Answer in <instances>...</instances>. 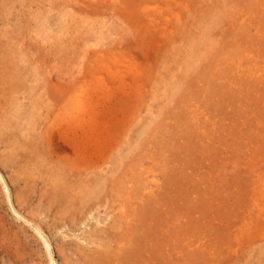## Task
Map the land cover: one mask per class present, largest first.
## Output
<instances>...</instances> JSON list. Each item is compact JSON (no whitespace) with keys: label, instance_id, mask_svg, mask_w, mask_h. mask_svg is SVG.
Wrapping results in <instances>:
<instances>
[{"label":"rangeland","instance_id":"obj_1","mask_svg":"<svg viewBox=\"0 0 264 264\" xmlns=\"http://www.w3.org/2000/svg\"><path fill=\"white\" fill-rule=\"evenodd\" d=\"M120 263L264 264V0H0V264Z\"/></svg>","mask_w":264,"mask_h":264},{"label":"bare ground","instance_id":"obj_2","mask_svg":"<svg viewBox=\"0 0 264 264\" xmlns=\"http://www.w3.org/2000/svg\"><path fill=\"white\" fill-rule=\"evenodd\" d=\"M98 64H99V63H98ZM79 105H80V104H79ZM60 106H61V105H60ZM57 107H58V106H57ZM75 111H77V110H75ZM46 118H47V117H46ZM32 120H33V119H32ZM42 120H43V119H42ZM90 162H91V161H90ZM61 165H62V164H61ZM76 167H77V166H76ZM63 168H65V167H63ZM67 168H68V167H67ZM58 170H60V169H58ZM67 170H68V169H67ZM61 171H62V174H65V173H63V171H64L63 169H61ZM84 171H85V170H84ZM90 171H91V170H90ZM52 172H54V171H52ZM56 172H57V171H56ZM56 172H54V173H56ZM66 172H67V171H66ZM92 172H93V171H92ZM69 173H70V172H69ZM87 173H88V172H87ZM57 174H58V172H57ZM54 175H55V174H53V178L55 177ZM70 175H72V173H71ZM74 175H75V174H74ZM58 176H59V177H58ZM58 176H57L56 178H59V180H62V178L66 177V174L63 175V176H64V177H63L62 175H60V172H59V175H58ZM67 177H69L68 174H67ZM74 177H76V176H73V178H74ZM69 178H70V177H69ZM65 179H66V178H65ZM59 180L56 179V180H55L56 183H57ZM68 180H70V179H68ZM74 180H75V179H74ZM74 180H73V181H74ZM91 180H92V179H91ZM63 181H64V179H63ZM66 181H67V180H66ZM73 181H72V183H73ZM59 182H60V181H59ZM61 182H62V181H61ZM68 182L70 183L71 181H68ZM75 182H76V180H75ZM77 182H78V181H77ZM56 183H55V184H56ZM62 183H63V182H62ZM65 183H66V182H65ZM86 183H87V182H86ZM91 183H92V182H91ZM93 183H94V182H93ZM66 184H67V183H66ZM66 184H65V185H66ZM73 184H76V183H73ZM104 184H105V183H104ZM59 185H60V184H59ZM63 185H64V184H63ZM69 185L71 186L72 184L70 183ZM89 185H91V184H89ZM55 186L58 187L57 185H55ZM66 186H67V185H66ZM73 186L75 187V185H73ZM62 187H63V186H62ZM62 187H58V188H62ZM82 187H83V186H82ZM68 188H69V187H68ZM68 188H67V189H68ZM78 188H79V187H78ZM72 189H74V188H72ZM62 190H63V189H62ZM69 190H70V188H69ZM75 190H76V189H75ZM75 190H74V191H75ZM71 191H72V190H71ZM74 191H73V192H74ZM93 192H94V191H93ZM60 193H61V192H60ZM80 193H81V192H80ZM92 194H93V193H92ZM79 195H80V194H78L77 196L79 197ZM68 196H70V195H68ZM81 196H82V195H81ZM81 196H80V199H81L82 201H83V200L85 201V199H82L83 197L81 198ZM71 197H72V196H71ZM75 197H76V196H75ZM75 197H74V198H75ZM65 198H66V197H65ZM99 198H100V197H99ZM66 199H67V200H68V199H71V200H72L73 198H68V197H67ZM80 199H79V200H80ZM71 200H70V202H71ZM79 200H78V198H77V202H79ZM81 200H80V201H81ZM86 201H87V200H86ZM70 202H68V203H70ZM80 203H81V202H80ZM82 203H83V207H85L84 202H82ZM82 203H81V205H82ZM67 205H68V204H67ZM70 205H72V204L70 203ZM70 205H69V206H70ZM67 207H68V206H67ZM71 207H72V206H71ZM81 207H82V206H81ZM149 215H150V214H149ZM149 215H148V216H149ZM156 221H157V220H156ZM141 222H142V221H141ZM147 222H148V221H147ZM151 222H152V221H151ZM129 223H130V222H129ZM153 223L155 224V222H153ZM146 224H148V223H146ZM154 224H153V225H154ZM133 225H134V224H133ZM144 225H145V224H144ZM156 225H157V224H156ZM154 226H155V225H154ZM151 227H153V226L151 225ZM147 228H148V227H147ZM131 230H132V229H131ZM148 230H149V228H148ZM117 232H118V231H117ZM119 232H120V231H119ZM93 234H94V233H93ZM122 234H123V233H122ZM106 235H107V234H106ZM109 235H110V233H109ZM132 235H134V234H132ZM111 236H112V235H111ZM116 236H117V235H115V237H116ZM120 236H121V235H120ZM153 236H154V235H153ZM112 237H113V238L110 237L109 239H114V236H112ZM131 237H132V236H131ZM154 237H155V236H154ZM118 239H119V237H118ZM118 239H117V240H118ZM121 239H122V238H121ZM137 239H138V238H137ZM166 239H167V238H166ZM114 240H115V239H114ZM117 240H116V241H117ZM106 241H107V240H106ZM109 241H110V240H109ZM139 241H140V240H139ZM134 243H135V242H134ZM136 243H137V242H136ZM124 245H125V244H124ZM124 245H123V248H124ZM144 245H145V244H144ZM144 245H143V246H144ZM146 245H147V244H146ZM105 246H106V244H105ZM110 246H111V244H110ZM149 246H151V245H149ZM121 247H122V246H121ZM140 247H141V245H140ZM154 247H155V246H154ZM117 248H118V247H117ZM142 248H143V247H142ZM146 248H150V247H146ZM154 249H155V248H154ZM100 250H101V249H100ZM105 250H106V247H105ZM114 250H116V249H114ZM133 251H134V250H133ZM143 251H144V250H143ZM158 251H159V250H158ZM121 252H122V251H121ZM135 252H136V251H135ZM149 252H152V251H149ZM155 252H156V251H155ZM106 253H107V252H106ZM110 254H111L112 257H113V254H112V253H110ZM110 254H109V255H110ZM128 254H129V252H128ZM137 254H138V253H137ZM137 254H136V255H137ZM118 255H119V254H118ZM138 255H139V258H140V254H138ZM150 255H152V254H150ZM119 256H120V255H119ZM141 256H142V255H141ZM143 256H144V255H143ZM143 256H142V258H143ZM147 256H148V255H147ZM155 256H156V255H155ZM106 257H107V256H106ZM110 257H111V256H110ZM137 257H138V256H137ZM108 258H109V257H108ZM114 258H115V257H114ZM139 258H138V259H139ZM144 258H145V257H144ZM111 259H112V258H111ZM125 259H126V258H125ZM135 259H136V257H135ZM145 259H146V258H145ZM122 260H123V259H122ZM142 260H143V259H142ZM126 261H129V260H126ZM135 261H137V260H135ZM143 261H145V260H143ZM157 261H158V260H157ZM105 262H106V261H105ZM141 262H142V261H141ZM117 263H118V262H117ZM130 263H131V262H130ZM120 264H121V263H120ZM141 264H142V263H141Z\"/></svg>","mask_w":264,"mask_h":264}]
</instances>
